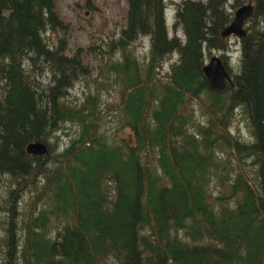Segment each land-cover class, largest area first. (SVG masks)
Returning a JSON list of instances; mask_svg holds the SVG:
<instances>
[{"label": "trees", "instance_id": "16d2710c", "mask_svg": "<svg viewBox=\"0 0 264 264\" xmlns=\"http://www.w3.org/2000/svg\"><path fill=\"white\" fill-rule=\"evenodd\" d=\"M247 1L180 0L170 35L166 0H128L108 64L130 127L117 137L99 95L69 99L90 66L82 46L69 54L65 37L50 42L70 26L56 0H0V177L30 180L28 202L16 186L0 192V264H264V0H252L238 69L221 53L234 84L214 89L203 70L206 51L229 48L228 5ZM141 36L145 62L131 47ZM239 108L251 137L233 131ZM36 139L47 153L27 151Z\"/></svg>", "mask_w": 264, "mask_h": 264}, {"label": "rangeland", "instance_id": "374dc122", "mask_svg": "<svg viewBox=\"0 0 264 264\" xmlns=\"http://www.w3.org/2000/svg\"><path fill=\"white\" fill-rule=\"evenodd\" d=\"M180 0H166V17L170 35L175 34L173 22L177 2ZM249 0L246 2L248 3ZM231 3V1H229ZM245 4V3H244ZM229 9L236 11V8L228 5ZM56 10L63 20L70 24L67 32L58 31L53 32L50 40L51 43H58L59 37H65L70 44L67 53L74 54L78 47L82 46V59L90 66V74L82 75L79 79L74 81V84L69 89V99L73 102L83 100L87 94L93 93L100 96L101 108L103 114V128H106L111 135L117 137L127 136L130 132V127L124 124V118L120 111V91L119 87L114 81V75L109 72L108 64L112 59H117L121 50L113 49L112 43L121 34L122 28L127 23L128 0H56ZM247 26V25H246ZM245 26V28H246ZM177 33L184 36L183 29L178 27ZM50 34L51 32L48 31ZM229 48L227 51L213 49L211 55L206 51V62L210 60L213 55H221L226 52L229 62L234 66V69L239 67V57L241 54V40L238 34H230L227 36ZM151 41L148 36H141L132 43V49L135 51L141 62H145L150 53ZM178 59V53H172L164 62L163 66L159 68V77H165L164 74L170 69L171 63ZM41 77L45 80L52 77V72L46 68ZM195 115L200 119H204L205 114L202 112L200 103L194 101ZM72 127H67V131L72 133L73 128H77L76 124H70ZM66 128V127H64ZM233 131L239 133L241 136L247 138L251 137L249 117L243 112L241 108L237 110L236 119L232 124ZM64 139L68 140L67 134H61ZM60 141V142H61ZM249 158L246 167L252 168L249 163ZM237 158H235V162ZM24 181V180H21ZM26 184H17L16 181L8 176L0 177L1 194L4 198L8 195L11 187H18L20 193L22 192L23 201L30 200L28 189H24ZM19 198V200L21 199ZM22 210L27 209L24 202H21ZM9 216L6 207L0 211V234L3 233V224ZM22 229V228H20ZM25 230V229H23ZM24 241L20 240L19 249L21 251ZM6 261V255L4 257ZM1 262V260H0Z\"/></svg>", "mask_w": 264, "mask_h": 264}, {"label": "water", "instance_id": "95a60500", "mask_svg": "<svg viewBox=\"0 0 264 264\" xmlns=\"http://www.w3.org/2000/svg\"><path fill=\"white\" fill-rule=\"evenodd\" d=\"M255 5L250 0L238 7L235 11L233 20L223 29L222 35L228 36L232 33L240 37L246 34L245 24L248 18L253 14ZM204 73L209 80L211 87L223 91L228 82L233 85L232 76L226 68L224 59L221 55H213L203 67ZM27 151L32 154L42 155L49 151L48 145L42 140H33L27 145Z\"/></svg>", "mask_w": 264, "mask_h": 264}]
</instances>
